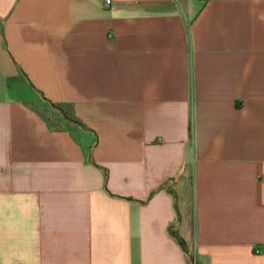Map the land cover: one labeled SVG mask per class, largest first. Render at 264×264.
<instances>
[{
	"label": "crops",
	"instance_id": "crops-1",
	"mask_svg": "<svg viewBox=\"0 0 264 264\" xmlns=\"http://www.w3.org/2000/svg\"><path fill=\"white\" fill-rule=\"evenodd\" d=\"M105 1L0 0V264H264V0Z\"/></svg>",
	"mask_w": 264,
	"mask_h": 264
},
{
	"label": "rangeland",
	"instance_id": "rangeland-1",
	"mask_svg": "<svg viewBox=\"0 0 264 264\" xmlns=\"http://www.w3.org/2000/svg\"><path fill=\"white\" fill-rule=\"evenodd\" d=\"M28 97V96H26ZM30 104L36 108H38L42 113L44 114H50V117H52V115L54 113H50V107L46 104H44L36 95H34V99L33 98H30ZM62 109L65 111L64 113L67 115V116H70L69 114V110L65 107H62Z\"/></svg>",
	"mask_w": 264,
	"mask_h": 264
},
{
	"label": "built area",
	"instance_id": "built-area-1",
	"mask_svg": "<svg viewBox=\"0 0 264 264\" xmlns=\"http://www.w3.org/2000/svg\"><path fill=\"white\" fill-rule=\"evenodd\" d=\"M202 1H205V0H202ZM105 4H106V5H109V4H110V1H109V0H106V1H105ZM192 252H193L192 249H191V250H190V249L187 250V253H188V254H192ZM192 264H195V262H194L193 260H192Z\"/></svg>",
	"mask_w": 264,
	"mask_h": 264
},
{
	"label": "trees",
	"instance_id": "trees-1",
	"mask_svg": "<svg viewBox=\"0 0 264 264\" xmlns=\"http://www.w3.org/2000/svg\"><path fill=\"white\" fill-rule=\"evenodd\" d=\"M175 238H176L177 241H179L181 243L183 248H185V245H184L183 241L178 236H175Z\"/></svg>",
	"mask_w": 264,
	"mask_h": 264
}]
</instances>
